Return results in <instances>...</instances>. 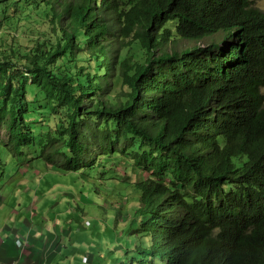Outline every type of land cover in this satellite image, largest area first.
Wrapping results in <instances>:
<instances>
[{
  "label": "trees",
  "instance_id": "obj_1",
  "mask_svg": "<svg viewBox=\"0 0 264 264\" xmlns=\"http://www.w3.org/2000/svg\"><path fill=\"white\" fill-rule=\"evenodd\" d=\"M256 1L0 0V146L64 175L101 157L143 171L128 264H264Z\"/></svg>",
  "mask_w": 264,
  "mask_h": 264
},
{
  "label": "rangeland",
  "instance_id": "obj_2",
  "mask_svg": "<svg viewBox=\"0 0 264 264\" xmlns=\"http://www.w3.org/2000/svg\"><path fill=\"white\" fill-rule=\"evenodd\" d=\"M255 6L264 10V0L257 1ZM24 7L25 5L21 8L15 6L11 13L16 12L17 15H21L24 13ZM32 24L33 21L28 18L21 19L19 26L16 27L18 33L10 32L9 35L15 34L14 37L19 45L30 46L32 45L31 41L37 38L31 33ZM1 31L6 32L7 27L1 28ZM221 40V37H216L215 41L221 42ZM209 43L210 41L203 40L194 45L202 48ZM179 47L185 48L181 45ZM262 93L264 95V89H262ZM32 100L33 97L30 95L29 101ZM44 115L47 117V122L50 116ZM53 125L52 121L50 126ZM42 134L44 133L42 132ZM6 137V132L0 128V141H6ZM34 149H30L28 152L33 153ZM32 159L29 153L24 157L14 158L0 146V176L6 172L9 175L6 177L7 179L17 180L29 173L27 175L29 178L32 168L25 171L22 168L24 165L34 164L36 170L44 165L40 154L38 159L35 158V163ZM99 165L100 163H98ZM116 165L119 167L118 170H116L117 168L111 170L103 165L102 169L98 170V174L92 176L88 169L84 168L78 174L47 178L41 185V195L50 188L56 190L51 195L48 194L47 208H42V205L38 207L40 209L37 214L38 218L50 223L59 221L60 223L57 222L58 236L61 237L62 233L67 234L69 231L74 240L78 241L76 248L83 249L92 264L111 263L116 258V251H119L116 263L127 264L126 260L135 256L134 251L139 247V243L145 244V239L139 242L133 235L136 231V223L133 225V229L128 225L140 202V194L129 184H134L137 180H143L147 176L143 171L132 168L129 163L119 161ZM53 169L56 172L60 171L59 168L54 167ZM122 172H125V175ZM6 184L4 179L0 182V186H6ZM67 239L68 236L64 238L65 241ZM118 246H121L123 251L117 250ZM125 249L130 250L126 255Z\"/></svg>",
  "mask_w": 264,
  "mask_h": 264
},
{
  "label": "crops",
  "instance_id": "obj_3",
  "mask_svg": "<svg viewBox=\"0 0 264 264\" xmlns=\"http://www.w3.org/2000/svg\"><path fill=\"white\" fill-rule=\"evenodd\" d=\"M30 168L29 178V173L17 180L5 178L6 186H0V264H92L89 258L85 263L87 256L83 249L76 248L78 241L69 231V235L58 236L59 221L50 223L37 216L38 207L47 208L48 196L56 190L50 188L41 195L42 183L47 178L64 175L45 165L38 170L34 165L23 166L25 171ZM66 236L67 241L64 240ZM17 239L25 243L22 250L15 246ZM121 249V246L117 247V250Z\"/></svg>",
  "mask_w": 264,
  "mask_h": 264
},
{
  "label": "clouds",
  "instance_id": "obj_4",
  "mask_svg": "<svg viewBox=\"0 0 264 264\" xmlns=\"http://www.w3.org/2000/svg\"><path fill=\"white\" fill-rule=\"evenodd\" d=\"M258 1H260V0H258ZM257 2V1H256ZM255 2V3H256ZM255 3H254V7H256L255 6ZM257 8V7H256ZM259 9V8H258ZM261 10V9H260ZM262 11H264V10H262ZM209 45V44H208ZM208 45H206V46H208ZM206 46H204V47H206ZM262 89H264V88H262ZM262 89H261V93H262ZM263 94V93H262ZM264 96V95H263ZM120 160H116L115 158H111V159H108V160H104V159H101V158H99L98 159V161L95 163V165L91 168V169H88V171L91 173V175L92 176H94V174H98V170H101L102 169V167H103V165H105L106 167H108V168H110L111 170H115V168H117L116 170H118L119 169V167L118 166H114V164L116 165V163L117 162H119ZM33 162H35V161H33ZM98 163H100V165L98 166ZM31 165H33V164H31ZM31 165H24V166H31ZM23 168V167H22ZM47 168V167H46ZM49 170H52L51 169V167L49 168ZM60 170V169H59ZM54 171V170H53ZM60 171H62V170H60ZM58 172V173H60V174H62V175H64L63 173H61V172ZM54 172H56V171H54ZM122 173H124L125 174V172H122ZM65 176V175H64ZM67 176V175H66ZM88 179H91V178H88ZM115 187V186H114ZM88 225V224H87ZM88 226H91L90 224L88 225ZM15 246H16V248L17 249H19V250H22L24 247H25V243H23L22 242V239H17L16 240V242H15ZM118 256H116V258H117ZM88 256H87V258H85L84 259V261H85V263H87L89 260H88ZM116 258L114 259V263L113 264H117L116 263ZM90 259V258H89ZM127 261V260H126ZM129 263V261H127V264Z\"/></svg>",
  "mask_w": 264,
  "mask_h": 264
}]
</instances>
